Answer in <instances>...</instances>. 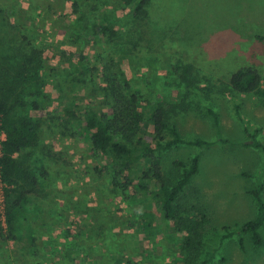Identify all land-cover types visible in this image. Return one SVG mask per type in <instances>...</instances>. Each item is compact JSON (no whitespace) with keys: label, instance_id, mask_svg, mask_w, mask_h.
Masks as SVG:
<instances>
[{"label":"rangeland","instance_id":"rangeland-1","mask_svg":"<svg viewBox=\"0 0 264 264\" xmlns=\"http://www.w3.org/2000/svg\"><path fill=\"white\" fill-rule=\"evenodd\" d=\"M134 7L122 0H0V88L14 87L25 104L21 113L40 124L25 163L38 185L18 232L31 228L35 242L30 248L27 237L0 241V264H264V226L258 247L240 232L257 214L251 192L264 186V153L240 143H251L259 129L256 139L264 144V106L228 84L234 71L252 67L264 87V42L256 40L264 35V0H148L137 23ZM102 26L115 34L102 33ZM186 65L194 68L189 89L180 83L181 70L174 71ZM114 92L127 100L140 92L144 105L169 107L164 121L182 139L213 143L153 154L169 185L183 173L178 163L199 158L179 200L207 219L191 253L182 252L183 235L147 194L152 185L141 196L126 190L83 124L65 114L71 109L82 120L92 107L109 115ZM182 104L185 111L174 108ZM207 110L217 114L218 126ZM170 138L166 130L162 144ZM138 140L156 147L151 125L130 142ZM144 201L155 214L150 236L139 227Z\"/></svg>","mask_w":264,"mask_h":264},{"label":"trees","instance_id":"trees-1","mask_svg":"<svg viewBox=\"0 0 264 264\" xmlns=\"http://www.w3.org/2000/svg\"><path fill=\"white\" fill-rule=\"evenodd\" d=\"M122 2L135 5L134 22L137 23L136 18L144 12L148 0H122ZM101 32H109L111 37L115 34L111 28L106 26L101 27ZM93 33L97 34L98 30L94 28ZM256 40L264 42V35L256 36ZM139 42L138 44L135 42V50H138V46L141 44ZM140 51L141 48L138 52ZM191 57L194 58L195 62H199L196 57ZM192 69H194L193 66ZM192 69L188 65L174 68V71L179 72L181 70V73L179 72L180 83L186 89L196 85L195 80L190 78ZM228 84L234 93L253 97L264 106L263 81L256 69L252 67L237 69L230 75ZM126 87L128 86L126 85ZM113 91L118 90L114 87ZM112 99L114 105L109 115L92 107H87L84 110L82 120H80L71 109H64V111L68 117L83 124L85 137L93 148L108 160L114 175L125 181L126 190L133 187L141 196L148 192V185H152V189L147 194L154 198L162 218L172 223L173 231L183 235L182 252H193L199 245L201 230L207 223V219L195 208H185L183 204L179 203V200L180 195L198 172L199 158L194 156L188 166L178 163L177 165L183 168V173L175 184L169 185L163 177L159 161L154 158L153 154L155 151L167 150L179 145L209 147L213 143L200 139L189 141L182 139L176 129L170 128L164 121L165 112L169 107L162 104L149 105L146 103L144 105L140 92L131 93L128 100L125 95H118L114 92ZM24 106L25 104H19L16 100L14 87L0 88V130L4 132L6 137L2 145L1 166L3 181L7 187L5 190V226L0 221V241L20 243L23 238L27 237L31 248L35 242L32 229L27 228L25 235L18 232L20 230L19 219L24 214L28 204V196L38 185L35 173L25 163L28 159V151L37 147L39 143L40 124L33 118L21 113L20 109ZM174 108H181L184 111L186 109L184 104L175 105ZM207 113L213 119L215 126H218L217 114L212 110H207ZM236 114L238 116L241 114L238 106L236 107ZM149 125L152 126L153 134L157 139L155 148L150 147L142 140L135 143L130 142L135 133H143ZM166 130H169L171 138L162 144L163 133ZM259 132L260 130L257 129L251 135V143L242 142L240 144L244 147H254L264 153V144L256 139ZM220 143L235 145L226 139H221ZM263 189V184L259 183L251 192L257 206V214L254 219L247 221L240 227V232L249 235L250 241L256 247L262 244L259 231L264 226ZM141 206L139 227L144 234L150 236L155 222L152 203L144 201ZM197 213L201 214L200 218L193 216ZM192 255L187 256L193 258ZM190 258L187 259L190 263L195 260V258ZM200 264H206V261Z\"/></svg>","mask_w":264,"mask_h":264},{"label":"built area","instance_id":"built-area-1","mask_svg":"<svg viewBox=\"0 0 264 264\" xmlns=\"http://www.w3.org/2000/svg\"><path fill=\"white\" fill-rule=\"evenodd\" d=\"M5 134L3 131L0 130V221L3 226H5V190L6 184L3 181L2 177V166H1V159L3 156V148L2 145L5 141Z\"/></svg>","mask_w":264,"mask_h":264}]
</instances>
